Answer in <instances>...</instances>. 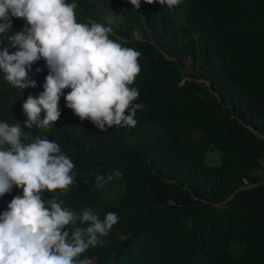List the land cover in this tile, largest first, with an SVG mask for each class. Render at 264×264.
<instances>
[{"label":"trees","instance_id":"trees-1","mask_svg":"<svg viewBox=\"0 0 264 264\" xmlns=\"http://www.w3.org/2000/svg\"><path fill=\"white\" fill-rule=\"evenodd\" d=\"M103 1L104 12L88 0L52 6L62 28L106 50L96 75L133 87L151 129L114 131L78 107L77 87L61 100L39 94L0 57V116L19 119L6 148L23 153L24 182L0 214L49 206L51 191L77 212L72 224L51 222L49 254L5 264H264V0H202L225 16L193 17L194 31L196 3ZM13 3L0 0V11ZM213 148L219 164L208 166ZM113 178L120 197L95 209Z\"/></svg>","mask_w":264,"mask_h":264},{"label":"clouds","instance_id":"clouds-1","mask_svg":"<svg viewBox=\"0 0 264 264\" xmlns=\"http://www.w3.org/2000/svg\"><path fill=\"white\" fill-rule=\"evenodd\" d=\"M134 1L140 5L139 0ZM88 2L97 11H106L102 2H108ZM56 3L58 0H14L12 6L0 11V57L12 59L18 82L39 94L60 100L69 89L77 87L81 98L76 103L92 119L106 121L114 131L151 129L144 117L142 96L133 87L111 86L96 75L98 59L107 54L106 50L99 45L87 44L76 33L62 28L64 18L59 8L52 6ZM194 3L196 7L187 19L192 31L193 17L218 22L225 16L222 4L182 0L186 7ZM139 11L142 14V10ZM174 14L177 25L185 24L183 12ZM110 16L116 18V14L111 13L99 18L100 23L104 24ZM127 51L116 54L122 56ZM18 122L17 116L15 120L0 116V202L19 199L24 190L21 188L24 184L23 153L6 148L7 140L19 129ZM59 196L60 193L51 191L52 204L49 206L37 203L17 216L0 214V264L7 260L18 261L24 254L31 259L50 253L53 243L51 222L72 224L77 220L76 208H64ZM52 205L56 207V213L52 212ZM47 215H50L49 219Z\"/></svg>","mask_w":264,"mask_h":264},{"label":"rangeland","instance_id":"rangeland-1","mask_svg":"<svg viewBox=\"0 0 264 264\" xmlns=\"http://www.w3.org/2000/svg\"><path fill=\"white\" fill-rule=\"evenodd\" d=\"M114 16H110L106 19L105 23L110 25L113 22ZM221 153L219 150L213 148V152H209L205 157V163L208 166H217L219 164ZM260 166L264 167V157L260 160ZM263 170L258 169L252 173L253 176H262ZM105 193L100 196L97 208L100 209L104 204L108 202H116L117 197H120L121 191L123 190V185L121 184V179L117 180L113 178L104 188ZM101 192V191H100ZM76 264H97L94 260H87Z\"/></svg>","mask_w":264,"mask_h":264}]
</instances>
